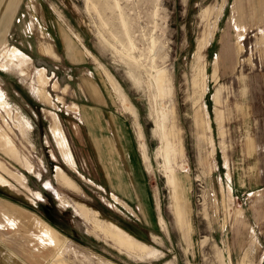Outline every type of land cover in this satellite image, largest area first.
Listing matches in <instances>:
<instances>
[{
    "label": "rangeland",
    "instance_id": "374dc122",
    "mask_svg": "<svg viewBox=\"0 0 264 264\" xmlns=\"http://www.w3.org/2000/svg\"><path fill=\"white\" fill-rule=\"evenodd\" d=\"M18 1L12 27L1 26L0 12V36L34 66L44 67L47 83L20 51L6 55L15 56L36 93L45 89L49 99L39 100L14 70L0 68V205L26 217L35 213L60 234L59 242L70 239L48 264H264V54L256 26L247 28L243 50L237 52L229 21L233 0ZM33 22L52 38L58 57L39 51ZM224 38L236 52L219 63L216 79L214 59ZM92 84L97 96L86 88ZM93 98L108 101L104 110L119 117L122 138L138 155L135 123L140 125L145 204L125 203L95 184L77 146L80 115L73 108ZM19 112L31 122L30 134ZM52 113L70 143L75 169L55 147ZM159 116L165 120L166 142L158 133ZM32 150L43 162L40 178ZM56 165L79 189L56 182ZM16 169L42 199L31 200ZM56 177L72 186L59 168ZM45 180L69 202L44 188ZM16 183L22 188L17 190ZM70 201L85 205L73 208ZM91 208L112 222L100 224ZM96 225L123 253L91 234Z\"/></svg>",
    "mask_w": 264,
    "mask_h": 264
},
{
    "label": "crops",
    "instance_id": "0c3cea01",
    "mask_svg": "<svg viewBox=\"0 0 264 264\" xmlns=\"http://www.w3.org/2000/svg\"><path fill=\"white\" fill-rule=\"evenodd\" d=\"M7 3L8 2L4 3L3 0H0V6H2L1 8H3V10L1 9L0 12H2V15L4 14L3 22L2 21L0 22H2L1 26L4 27L5 29L12 27L14 25V19L18 15V11L20 9L19 7L20 2L18 0H12V3L10 5H7ZM27 8L29 11L30 8L29 7ZM29 15H31L30 21H35L33 19L32 14L29 13ZM229 21L235 30L236 42L238 45L237 52L243 50V40L246 39V34L248 30L247 28L256 26V29L258 30V34L260 35L257 40V43L259 45V52L264 54V33L262 26L264 23V0H233L230 7ZM33 23L32 25L34 26L37 48L39 49V51L51 57H58V52L55 48L52 38L48 34H45V32H43L40 29V27H37L35 22ZM3 36L4 34L2 33L0 36V48L4 47L5 52L4 51L0 52V68L3 70H8V69L14 70L22 80H26L28 82L31 92L39 100L43 101L49 99L45 89H44V93H41L40 95L36 93L32 79L30 77H27L26 74L24 75V73L19 69L14 58L15 56L13 58L12 56L10 57L7 56L6 51L9 53V55H13L14 52L18 50L20 51V53L26 56L31 61V64L29 66L30 70L32 72L34 69L36 70L38 69V71L40 70L43 83H44V78H46V83L48 80V77L45 74V68L34 66L32 64L33 63L32 59L26 53H24L16 46H11L6 44ZM44 41L46 43L47 42L50 43V45L52 46L51 50L46 49ZM233 52L235 53L236 51H233V48L230 46V43L228 41L226 42L224 38L223 43L219 48V53L216 55L214 59L213 73H215L216 79H217V69L219 63L223 64L225 60L231 58ZM22 56L19 57L21 58ZM19 57H17V60L20 59ZM105 78L110 86V83L106 75ZM54 87L55 88L58 87L56 83L53 84V88ZM86 88L92 90V95L93 94L95 95L97 92L96 86H94V84H92V88L88 86ZM216 90L218 91L217 98L219 102L220 87H217L215 91ZM117 102L120 104L118 99ZM218 102L215 101V103ZM107 103H108L107 100L102 101L101 99L93 98V100L91 101L85 100V102L81 103L80 106L78 107L75 104H73V108L78 109V114L80 115L79 118L80 123L85 128L84 130L81 127L80 123H78L77 124L78 126H76L75 130L78 129L77 131H75L77 146L82 150L81 153L83 159L84 160L87 159L88 161L86 162H88L91 166L92 176L96 179L95 181L97 182V183L95 182V184H97L98 187L104 189L105 193H108L107 192L108 189L110 191L109 193L114 198L117 197L119 199H122V201L125 203H132L138 205L145 204V202L148 199L147 196L145 195L147 187L144 184V167L142 166V162L144 164L145 159L143 157V152L140 143V135L141 137H143V132L140 129V125L138 123L137 124L135 123V134L138 140L139 150L141 152L138 155L137 150L132 145V143L127 141L125 137L122 138L123 128H122L121 120H119V117L116 115L113 116L112 112L109 113L108 111L104 110V108L109 107ZM120 106L124 110H126L125 109L126 106L123 107L121 104ZM23 117L30 124V129H29V134H30V131L32 129V124L28 120V118H26L25 116ZM111 128L115 129V131L113 132L112 130H110ZM58 129L61 133H57ZM50 131L53 136V140L55 142V147L57 148L60 157L65 161L68 168L71 169L72 167L75 169L77 166V162L75 160L74 153L72 151V148L64 131L62 130L59 124V120L56 114L54 113H52V122L50 124ZM29 134H28V140H29ZM59 142L61 143L63 149H65V154H64L65 158L68 159V161H71V163H73L74 165L66 161V159L64 158ZM32 152L36 157V159L39 161V166H36V170L39 171V175H35L32 171H28V169L22 168L21 166L20 167L23 170L32 173L36 177L40 178L43 162L40 159V157L35 154V151L32 150ZM68 152H70V154ZM50 154L52 158L54 159L56 158L52 149L50 151ZM140 157L142 162L139 160ZM57 168L61 169L64 172V174L71 180L72 186L62 183L56 177ZM18 171L21 172L20 170ZM21 173L24 175L23 172ZM54 173H55L54 174L55 180L59 185L64 186L73 191L79 189L73 178L59 165L55 166ZM24 177L26 184L27 181L26 176L24 175ZM43 184H44V188L50 189L58 200L61 201L59 196H62L67 200L65 194H63L60 190H58V188L55 187L50 181L45 180ZM26 186L28 187L27 184ZM17 187H18L17 190L22 188L20 185H17ZM28 189L30 191L27 189L25 190L32 195V199L27 195L31 200L42 199V195L39 191L32 190L29 187ZM32 192H38L40 197L39 198L35 197ZM70 203H72L73 208H74V204H81L83 206L85 205L82 202H76V201L75 202L70 201ZM65 205L68 204L65 203ZM15 209L16 208L12 206H5V208H3V206L0 205V264H38V263L48 264L51 261V257L53 256L56 248L62 245L64 242H66V240L70 242V239L64 237L61 238L63 240L59 242L58 240L60 238V234L50 224H48L46 221L40 218L37 214L31 213V216L26 217V216H22ZM91 210L92 213L97 214L96 217L99 218L100 224H107L108 222H112L110 220L102 218L99 215L98 211L92 208ZM76 213L83 220H85V222L88 225V221L78 212ZM96 226L97 229H95L94 226H92V233L89 231L88 228H86L87 232L91 233L93 236L100 238L104 242L113 246L110 243L111 240L108 239V237L107 239H105L106 235L103 232V230L98 225ZM99 228L101 231L98 232ZM38 241L40 244L37 243ZM250 242L253 243V240L250 239ZM117 250L119 252H122L119 249Z\"/></svg>",
    "mask_w": 264,
    "mask_h": 264
},
{
    "label": "bare ground",
    "instance_id": "6f19581e",
    "mask_svg": "<svg viewBox=\"0 0 264 264\" xmlns=\"http://www.w3.org/2000/svg\"><path fill=\"white\" fill-rule=\"evenodd\" d=\"M166 124H165V120L163 117H158V120H157V128H158V133L161 137V141L162 142H166L165 140V131H166Z\"/></svg>",
    "mask_w": 264,
    "mask_h": 264
}]
</instances>
